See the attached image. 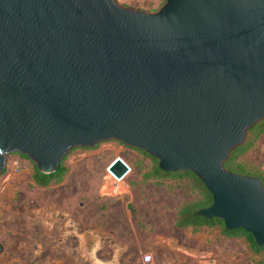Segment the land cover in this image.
I'll use <instances>...</instances> for the list:
<instances>
[{"label": "water", "instance_id": "95a60500", "mask_svg": "<svg viewBox=\"0 0 264 264\" xmlns=\"http://www.w3.org/2000/svg\"><path fill=\"white\" fill-rule=\"evenodd\" d=\"M264 121V0H0V174L19 153L56 173L74 148L115 140L188 171L198 216L264 246V184L226 169ZM124 179L130 168L114 160ZM3 247L0 245V253Z\"/></svg>", "mask_w": 264, "mask_h": 264}, {"label": "rangeland", "instance_id": "374dc122", "mask_svg": "<svg viewBox=\"0 0 264 264\" xmlns=\"http://www.w3.org/2000/svg\"><path fill=\"white\" fill-rule=\"evenodd\" d=\"M167 0H116L126 8L157 12ZM139 10V9H138ZM143 11V10H142ZM236 153L244 173L264 184V133H247ZM121 158L131 172L120 182L108 168ZM62 181L39 187L36 164L12 153L0 175V264H264L244 237L223 225L180 228L185 206H205L191 177H155L159 160L110 140L72 149ZM118 189V190H117Z\"/></svg>", "mask_w": 264, "mask_h": 264}, {"label": "trees", "instance_id": "16d2710c", "mask_svg": "<svg viewBox=\"0 0 264 264\" xmlns=\"http://www.w3.org/2000/svg\"><path fill=\"white\" fill-rule=\"evenodd\" d=\"M254 130H259L261 133H264V121H262L261 123L255 125L254 127H252L248 133L254 131ZM238 151L244 152L245 151V147L244 146H240L238 148H236L230 155L229 160L225 163V167L227 170L234 172V173H244L242 167L240 165L236 164V153ZM67 172V169L64 168L62 165L60 166V168L58 169V171L56 173L47 175L42 173L37 167L36 170L33 174V179L36 182V184L41 187V188H45L48 187L52 182H61L63 177L65 176ZM3 173V172H2ZM1 173V174H2ZM0 174V175H1ZM153 175L155 177H164V176H178V177H182V176H187V177H191L193 182L195 183L196 187L198 189H200L201 191H203L205 193V206L203 205L202 208L196 209L195 207L192 206H185L183 207L180 212H179V219L177 221V226L180 228H188V227H193V228H198L201 226H209V227H213L216 226L218 224L223 225L224 228V233L227 236H237V237H244L246 239V241L250 244V246L255 250V251H260L262 249H264V246H259L256 241L255 238L253 237V235L249 232H247L244 229H238V230H227L225 228L224 222L220 219L214 218V219H208L205 217H201L197 215V212L201 209L207 208L209 207L212 203H213V196L212 194L208 191V189L206 188V186L204 185V183L193 173L188 172V171H180L177 173H170V172H165L162 171L159 166L157 168H155Z\"/></svg>", "mask_w": 264, "mask_h": 264}, {"label": "built area", "instance_id": "2783aa9c", "mask_svg": "<svg viewBox=\"0 0 264 264\" xmlns=\"http://www.w3.org/2000/svg\"><path fill=\"white\" fill-rule=\"evenodd\" d=\"M127 164V163H126ZM128 165V164H127ZM129 166V165H128ZM129 168H130V172H131V167L129 166ZM110 173V172H109ZM110 175L114 178V179H116L117 181H121V179H118V178H116L112 173H110ZM123 180V179H122ZM152 261H153V257H152V255H150V254H147V255H145L144 256V258H143V263L144 264H151L152 263Z\"/></svg>", "mask_w": 264, "mask_h": 264}, {"label": "crops", "instance_id": "0c3cea01", "mask_svg": "<svg viewBox=\"0 0 264 264\" xmlns=\"http://www.w3.org/2000/svg\"><path fill=\"white\" fill-rule=\"evenodd\" d=\"M135 9H139V10L147 11L146 8H138V7H136ZM117 190H118V189H117Z\"/></svg>", "mask_w": 264, "mask_h": 264}]
</instances>
